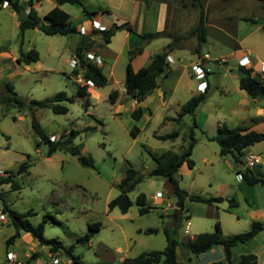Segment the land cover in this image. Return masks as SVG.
<instances>
[{
  "label": "rangeland",
  "instance_id": "rangeland-1",
  "mask_svg": "<svg viewBox=\"0 0 264 264\" xmlns=\"http://www.w3.org/2000/svg\"><path fill=\"white\" fill-rule=\"evenodd\" d=\"M29 1L41 19L57 5L55 0H19L25 5ZM81 1L88 11L98 12L103 21L129 22L136 33H130L128 44L123 46V31L120 32L123 29L115 32L110 45L103 43L99 33L93 35L94 50L102 58L98 56L101 62L98 64L107 77V83L103 87H95V92L92 91L93 86L87 84L90 106L86 110L81 98L71 103L60 102L68 109L64 114H55L46 107L31 109L29 102L50 98L58 91L73 96L76 82L83 84L80 75L74 73L73 65L80 35H46L37 28L27 29L21 35L18 14L8 4H0V172H13V179L19 184L17 190H12L9 184L0 185V215L3 202L18 212L33 211L28 217L33 225H37L43 215L50 214L56 223L48 221L44 224V237L57 239L65 247H71L72 253L79 255L84 264H123L126 258L162 250L166 246L164 229H168L177 241L176 260L182 264H207L223 259L220 246L194 254L183 243L198 233L213 231L216 221L223 234L246 231L251 226L250 222L259 221L243 219L249 210L248 205H251L244 190L237 186L239 182L235 177L237 170H244L243 165H234L229 156H220L217 142L210 138L224 128L241 126L264 130V102L239 89L237 73L241 53L249 57L251 63L245 67H251L252 74L256 73V62L264 59V3L258 0H200L208 29L206 27L205 41L198 46L193 32L199 18L198 4L191 6L190 0H184L186 5L180 7L179 0H173L177 20L166 31L182 38L170 52L173 62L169 64L167 74L158 76V86L137 103L124 91V70L129 61V51L141 48L139 54L130 58L132 67L137 69L148 64L150 55L160 52L166 43L172 41L169 37L145 40L138 35L167 25L164 24L167 5L162 0ZM59 7L69 14L73 25L83 24L90 29V20L95 15H86L78 4L65 3ZM94 18L96 20L97 15ZM32 48L38 52V61L18 64L16 58L20 50L26 52ZM236 48H241V51L237 52ZM95 52L87 51L85 57L90 59L87 53L96 57ZM90 60L95 62V58ZM197 65L199 67H195ZM196 68H203V80L208 83L205 99L193 115L186 113L177 118L181 105L205 88H197L200 80L195 78ZM258 74L264 80V75ZM6 83H10L16 95L24 101L22 107L2 100L1 96L8 94L4 91ZM112 90L120 95L113 103L108 96ZM137 106L143 109L139 120L131 116ZM32 113L52 140L71 129L93 127L89 131L82 130L73 139L81 153L92 158L93 166H82L75 155L64 150H57L47 157V146L43 143L36 148L35 142L39 137L31 127ZM168 117L174 119H165ZM134 126L139 131L133 138L130 130ZM173 130L178 132L173 140L155 137ZM191 132L193 147L190 158L194 165L188 168L184 163L178 168L175 176L179 186L188 194L221 196L224 200L207 204L185 198L182 210H176L175 197L167 179L149 175L155 166L151 152L180 154L191 141ZM248 150L259 155L264 163V141L244 149L243 154ZM22 162L28 165L27 170L17 174ZM128 165L142 176V180L127 193L131 206L126 213H121L117 207L108 210L107 203L119 193L116 184ZM254 170L264 175L263 165L257 164ZM253 188H263L250 193L251 202L261 205L264 203V187ZM140 193L145 195L147 211L144 213L139 212L136 204ZM228 199L235 200L237 207H228ZM238 215L242 216L237 221ZM4 219L0 218V264H15L14 260L8 261L5 257V250L11 246L6 248L5 240L14 228L8 223L6 214ZM95 221L101 223L99 229L88 241L78 240L89 232L88 223ZM186 221H189L188 231L185 230ZM261 224L260 235L232 249L234 259L240 252L248 253L250 249L264 247V239L260 237L264 236V222ZM147 228H155L157 232L146 234L144 230ZM36 244L37 249H41L40 244ZM48 253L49 248L44 245L38 261L53 264V257ZM52 255L56 256L59 264H70L63 250Z\"/></svg>",
  "mask_w": 264,
  "mask_h": 264
},
{
  "label": "trees",
  "instance_id": "trees-1",
  "mask_svg": "<svg viewBox=\"0 0 264 264\" xmlns=\"http://www.w3.org/2000/svg\"><path fill=\"white\" fill-rule=\"evenodd\" d=\"M7 2V4L13 9L15 13L18 14V28L20 34L27 29L37 28L39 31L46 35H67L70 33H77L80 35V41L74 50V73L80 75L79 78L83 80V84L76 82L77 88L73 96H67L64 91L56 92L52 97L45 98L43 100H31L29 102L30 108H42L46 107L51 109L55 114H64L68 111L67 107L59 104L60 102L71 103L76 98H81L83 101V107L85 110L90 106L89 92L87 91V82H91L96 88L103 87L107 83V77L103 74L100 65L96 64L94 61L85 57V52L91 50L95 46V40L93 35L100 34L104 44L110 42L111 37L118 29H125L131 31V27L128 22H123L121 24L112 23L110 26H105L104 30L94 29L90 32L85 31L84 34H80L78 27L71 23L69 14L61 9L59 6L65 3L78 4L82 6V10L86 15H95L96 12L88 11L82 4L81 0H55L56 6L52 7L47 11L43 18L38 16L36 10L33 7L31 1L28 5L19 2V0H0L2 2ZM264 3V0H258ZM195 3L199 6V18L196 26L193 29L196 35L198 46L201 45L206 39V15H204V10L200 0H190V5L194 6ZM180 7L186 5L184 0H179ZM28 8V12L25 9ZM264 9V4H263ZM143 39H153L159 37H169L172 41L166 44L160 52L153 54L150 61L145 66L138 69H134L130 63V58L134 54H139L141 48H134L129 51V61L125 65L124 70V91L137 103L142 101L147 95H149L157 86V78L160 75H166L169 71V62L166 56L170 54L173 50L175 43H177L182 37L178 34L170 31H153L144 32L140 35ZM39 56L36 49L32 48L26 52L20 50L19 57L16 58L18 64L28 65L31 62L38 61ZM77 63V67H76ZM238 73V87L243 90L248 96L253 99H261L264 102V80L259 76L258 73L252 74L251 67H245L237 64ZM205 82V81H204ZM208 83L205 82V88ZM199 92L196 95H192L186 102L181 105L178 117L189 113L194 114L197 106L204 101L207 88ZM4 91L8 94L2 95L3 101H12L17 106L22 107L24 101L19 98L13 90V86L10 83L4 84ZM110 102L115 101L117 96V91L112 90L109 94ZM33 107V108H32ZM143 109L140 106L135 107L131 116L135 120H139L142 116ZM175 118V119H177ZM174 119V118H165ZM256 120V119H253ZM193 126L196 127V122L193 120ZM31 127L35 134L39 137V140L35 142L36 148L41 144L47 146L46 156H51L57 150H64L71 155H75L78 162L82 166L91 167L93 166V160L91 157L81 153L80 148L73 144V139L83 130L89 131L93 127L85 126L81 130L71 129L68 133L60 135L58 139L52 140L42 128L39 126L35 115L31 114ZM138 128L134 126L130 130V135L134 138L138 133ZM178 136V132L173 130L165 134H157L155 137L159 140H173ZM191 141H189L186 149L180 153H174L171 151H164L159 154L152 153L151 156L155 160V166L149 171V175L162 176L167 179L168 185L171 189L172 194L175 197V206L177 209L183 208V202L185 198L190 200L200 201L207 204L219 203L224 200L221 196L216 197H203L196 194H188L180 186L178 179L175 174L178 168L182 164H186L188 168H192L194 165L193 160L190 158L193 139L192 132L189 133ZM210 140L217 142L219 146L220 156H229L234 165L241 164L240 157L243 154V150L255 143L264 141V131H256L249 129L248 127H236V128H224L219 129L217 134L212 136ZM28 165L22 162L16 173H21L27 170ZM236 173L241 174V181L248 185L261 184L264 185V178L258 173H255L253 169H244L243 171L237 170ZM13 172H6L4 176H0V185L9 184L12 190H17L19 184L13 179ZM142 180V176L137 174V172L128 165L125 169L124 176L119 180L116 186L119 189V193L112 198L108 203V210L115 207L119 209L121 213H126L128 208L131 206V200L128 197V192L133 190L135 185ZM1 198V195H0ZM3 202V201H2ZM145 195L140 193L136 197V204L139 206V212L144 213L147 211V207L144 205ZM235 201L233 199H228L229 206H235ZM34 212L28 210L26 212H18L11 209L8 205L3 202L2 214H6L8 217V223L14 228V233L10 235L6 240V246L12 244L18 237L19 232H28L32 238H34L40 245H46L49 248L50 253H56L59 250H63L70 259V264H84L79 255L72 253L71 247H65L61 241L51 238L47 239L43 235V228L46 222L56 223V219L50 214L43 215L42 220L37 224L33 225L28 220V217ZM101 223L95 221L88 223L87 227L89 232L78 239L80 241H88L92 236V233L99 229ZM263 226L261 222L253 221L248 230L234 233V234H223L219 225L216 221L214 224V230L210 232H201L195 235L193 238H189L183 243L185 247L194 254H200L208 251L212 248L213 244L222 247L223 259L210 262L208 264H256V256L252 253L240 254L237 260H232V249L239 245L246 243L255 237L260 231H262ZM164 234L166 238V246L162 250H152L148 252H143L137 257L132 259H124L123 264H182L176 260V246L177 241L170 235L168 229H164ZM157 229L147 228L144 233H155ZM38 252H33L30 254L29 258L26 259L22 264H29L30 261L37 258Z\"/></svg>",
  "mask_w": 264,
  "mask_h": 264
},
{
  "label": "crops",
  "instance_id": "crops-1",
  "mask_svg": "<svg viewBox=\"0 0 264 264\" xmlns=\"http://www.w3.org/2000/svg\"><path fill=\"white\" fill-rule=\"evenodd\" d=\"M162 1H164L165 2V5H167V12H166V15H165V18H166V20H165V23L164 24H167L166 26H164V28L163 29H156V30H154V31H166V30H168L169 28H171L172 27V24L173 23H175L174 22V20L176 19L177 20V14H176V7H175V5H174V3H173V0H162ZM61 6V5H60ZM97 15V19L96 20H98V21H100V23H104V25L105 26H110L112 23H114V22H107V21H103V18H102V16L101 15H99V13L98 12H96L95 13V16ZM95 16H93L92 18H91V20L92 19H95L94 17ZM162 19H164V17L162 18ZM91 20H90V29H87L86 27H84V25L83 24H79V25H81V26H83L84 27V30L85 31H88V32H90V31H92V30H94V29H92L91 28ZM86 22V21H85ZM129 23V22H128ZM117 24V23H116ZM121 24V23H120ZM176 24V23H175ZM79 25L77 26V27H79ZM129 25H130V23H129ZM130 27H131V31H128V30H125V29H123V30H120V32L121 31H123V34H122V41H121V45L123 46V45H125V44H128V42H129V40H130V33H136L134 30H133V27H132V25H130ZM206 27H207V29H208V25H207V23H206ZM207 29H206V31H207ZM150 32H152V31H150ZM117 33V32H116ZM116 33H114V35L116 34ZM207 34V33H206ZM113 35V36H114ZM139 35V37H140V35L141 34H138ZM112 36V37H113ZM111 37V38H112ZM207 37V36H206ZM110 42H111V39H110ZM110 42L107 44V45H110ZM166 44H168V43H166ZM96 45V44H95ZM162 46H164V45H162ZM95 47V46H94ZM147 48V47H146ZM157 48H158V46H157ZM174 48H176V47H174ZM174 48H173V50H174ZM95 48H93V49H91V50H89L90 52L92 51L93 53L95 52V50H94ZM161 49H162V47H161ZM172 50V51H173ZM146 51V49H143V52H145ZM171 51V52H172ZM236 51L237 52H240L241 51V48H236ZM95 54H96V56H99L100 58H101V55L97 52V50H96V52H95ZM143 54V53H142ZM153 54H155V53H153ZM247 54V53H246ZM170 55H171V53H170ZM241 55H245V54H243V53H241ZM151 56L152 55H150L149 56V59L151 58ZM247 56V55H246ZM171 57H172V55H171ZM102 59V58H101ZM172 59H173V57H172ZM247 59H248V61H249V63H251L250 62V59H249V57L247 56ZM104 62V61H103ZM173 62V61H172ZM172 62H169V64L170 63H172ZM261 66H264V59H262V60H259V61H257L256 62V68H255V70H256V73H262V76L264 75V67H263V71H261ZM110 67H111V65H110ZM140 68V67H139ZM138 69V68H137ZM203 69V68H202ZM111 72V69H110V71H109V73ZM261 76V75H260ZM203 79H200V81H202ZM199 81V82H200ZM198 82V83H199ZM206 82V81H205ZM207 83V82H206ZM91 86H93V85H91ZM202 87V86H201ZM208 87V84L206 85V88ZM94 86L92 87V91L93 92H95V90H94ZM205 88V89H206ZM91 89V88H90ZM154 91V90H153ZM152 91V92H153ZM151 92V93H152ZM199 92H200V90H199ZM150 93V94H151ZM117 96H118V98L120 97V95L117 93ZM117 98V97H116ZM118 98L116 99L117 101H118ZM116 101V102H117ZM135 101V100H134ZM115 102V101H114ZM141 102V101H140ZM140 102H138V103H140ZM260 109V108H259ZM249 128V127H248ZM249 129H251V128H249ZM254 130V129H253ZM264 131V130H263ZM254 172L255 173H258L259 175H261V177H263L264 178V175L261 173V171H256V170H254ZM243 185H246V186H243ZM238 187H241L243 190H244V193H245V195L248 197V199H249V202H250V204L252 205V206H254L255 208H252V206L251 205H248V207H249V210H248V212L246 213V215H243L244 217H243V219L244 220H249V221H251V218H252V220H259L258 222H260L261 221V223L262 222H264V203H262L261 205H257V203L256 202H251V200H252V198H251V195H250V193H251V191L252 190H256V191H262V189L263 188H253V187H264V185H261V184H254V185H248V184H246V183H244L243 181H240L239 183H238V185H237ZM235 201V200H234ZM236 203V202H235ZM228 207H229V205H228ZM235 207H237V203L235 204ZM182 210V209H181ZM189 216L190 215H188L187 217L189 218ZM240 216H242V215H240ZM239 215L236 217V220L238 221V219H239V217H240ZM5 220V219H4ZM253 222V221H252ZM252 222H250V223H252ZM14 233V230L10 233V235H12ZM261 234V232H259L255 237H257L258 235H260ZM9 235V236H10ZM255 237H253L251 240H253V239H255ZM261 237V239H264L263 237L264 236H260ZM193 238V237H192ZM251 240H249V241H251ZM249 241H247L246 242V244L247 243H249ZM36 240L34 239V238H32V236L28 233V232H24V231H20L19 232V237L12 243V244H10L11 246H10V248L9 249H7V250H5V257H6V253H11V255H13L14 257H15V260H16V263L15 264H22L23 262H25L26 261V259L27 258H29V256H30V254L31 253H33V252H38V255H37V258L35 259V260H32V261H30L29 262V264H37L39 261H38V259H39V257L42 255V247L44 246V245H40L41 246V249L39 248V249H37V244H36ZM21 243H23V244H25V245H23V244H21ZM244 244V243H243ZM240 245V244H239ZM9 246V245H8ZM8 246H6V248L8 247ZM217 245H215V246H212V248L211 249H209L208 251H212L215 247H216ZM221 247V246H220ZM236 247V246H235ZM222 248V247H221ZM251 250V252H248V253H252V254H254L255 256H256V264H263L264 263V247L263 248H260L259 250L258 249H250ZM206 252V251H205ZM204 253V252H203ZM211 253V252H210ZM50 254V252L48 253V255ZM240 254H246V253H239L238 254V256L240 255ZM238 256H237V259H238ZM210 258H212L211 256H210ZM237 259H234L233 257H232V260H237ZM7 260V259H6ZM218 260H222V258H220V259H218ZM213 262V261H212ZM208 264V263H207Z\"/></svg>",
  "mask_w": 264,
  "mask_h": 264
},
{
  "label": "built area",
  "instance_id": "built-area-1",
  "mask_svg": "<svg viewBox=\"0 0 264 264\" xmlns=\"http://www.w3.org/2000/svg\"><path fill=\"white\" fill-rule=\"evenodd\" d=\"M5 4H7V2H2V4L1 5H5ZM25 12H28V8H26L25 9ZM79 28V33L80 34H84L85 33V30H84V27L83 26H79L78 27ZM91 28L92 29H97V30H104L105 29V25H102V24H100L98 21H96V20H94V19H92L91 20ZM87 56L90 58V59H93V58H95V63L96 64H100L101 62H100V60H99V57L98 56H96V57H93V55H91L90 53H87ZM166 59H167V61L168 62H172L173 61V59H172V57H171V55L170 54H168L167 56H166ZM75 63H73V65H74ZM98 64V65H99ZM238 64L239 65H242V66H246V65H250V63H249V61H248V59H247V56L246 55H240L239 57H238ZM195 67H199V65H197V66H195ZM263 67L264 66H261V71H263ZM195 78L196 79H203L204 78V71H203V69L202 68H196V70H195ZM87 84H90V85H92V83L91 82H87ZM201 86L202 87H205V82H204V80H202V81H200L198 84H197V88L198 89H200L201 88ZM202 89V88H201ZM52 137V136H51ZM53 138V137H52ZM240 159H241V164L243 165V167H244V169H253L257 164H260V165H263L264 166V163H262L261 161H260V157H259V155H257V154H255V153H253V152H251V151H245V153L240 157ZM5 175V173L4 172H0V176H4ZM235 177H236V179H237V181L238 182H240L241 181V174L240 173H236L235 174ZM0 218L1 219H4V215H0ZM188 229H189V221H186V225H185V230L186 231H188ZM53 253H50L49 254V256H51V258L53 257V259H52V263L53 264H59L58 263V259L56 258V256L55 255H52ZM6 259L9 261H13L14 260V263H16V260H15V258L13 257V255H11V253H6ZM37 264H44V263H41V262H38Z\"/></svg>",
  "mask_w": 264,
  "mask_h": 264
},
{
  "label": "water",
  "instance_id": "water-1",
  "mask_svg": "<svg viewBox=\"0 0 264 264\" xmlns=\"http://www.w3.org/2000/svg\"><path fill=\"white\" fill-rule=\"evenodd\" d=\"M213 246H215V244H213Z\"/></svg>",
  "mask_w": 264,
  "mask_h": 264
}]
</instances>
